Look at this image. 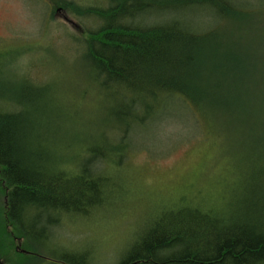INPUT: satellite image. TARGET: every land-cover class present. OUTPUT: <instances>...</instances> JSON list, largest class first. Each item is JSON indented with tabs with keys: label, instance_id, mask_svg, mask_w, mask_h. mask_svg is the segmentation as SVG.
I'll use <instances>...</instances> for the list:
<instances>
[{
	"label": "trees",
	"instance_id": "16d2710c",
	"mask_svg": "<svg viewBox=\"0 0 264 264\" xmlns=\"http://www.w3.org/2000/svg\"><path fill=\"white\" fill-rule=\"evenodd\" d=\"M59 1L52 8L78 32L69 41L88 73L70 70L95 114L83 121L80 107L61 108L56 90L47 105L16 107L44 100L28 86L12 110L0 109V264L40 257L63 222L124 205L135 138L173 109L218 147L228 177L194 193L159 192L116 264H264V0ZM65 254L63 264H96Z\"/></svg>",
	"mask_w": 264,
	"mask_h": 264
},
{
	"label": "rangeland",
	"instance_id": "374dc122",
	"mask_svg": "<svg viewBox=\"0 0 264 264\" xmlns=\"http://www.w3.org/2000/svg\"><path fill=\"white\" fill-rule=\"evenodd\" d=\"M51 2L60 4L59 0H0V109L12 110V96L17 103L28 86L41 96L43 92L46 98L16 107L32 111L44 102L47 105L49 93L56 90L51 94L60 107L66 106L65 110L75 115L80 107L86 121V116L90 118L87 113L95 114L97 102L85 93L82 79L72 70L83 67L82 72L88 73L81 46L69 41L79 34L62 19V12L53 10ZM66 15L83 29L93 28L90 20L70 12ZM254 16L255 20L263 18L256 13ZM256 31L253 26L249 32L254 42ZM251 49L254 52L259 46ZM164 120L153 123L134 140L136 149L125 164L134 189L124 205L91 220L63 222L49 248L45 246L40 257L26 259L22 264H63L65 253L82 252L90 254L96 264H116L125 245L148 223L152 209L162 203L159 200L164 195L159 192L179 193L177 196L194 193L204 190L218 175L228 177L218 147L205 142L188 114L173 109ZM15 244L20 246V241ZM8 259L6 264H13L19 256L12 254Z\"/></svg>",
	"mask_w": 264,
	"mask_h": 264
}]
</instances>
